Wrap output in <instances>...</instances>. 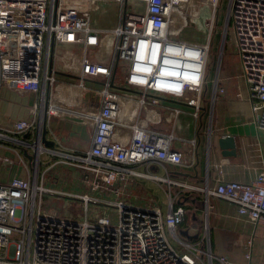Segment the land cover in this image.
<instances>
[{
    "label": "built area",
    "instance_id": "obj_1",
    "mask_svg": "<svg viewBox=\"0 0 264 264\" xmlns=\"http://www.w3.org/2000/svg\"><path fill=\"white\" fill-rule=\"evenodd\" d=\"M220 1L0 0V90L39 95L29 117L0 130V146L14 154L0 152V165L17 168L0 181V264H206L198 243L176 235L182 204L169 198L162 211L119 198L133 176L205 190L233 203L240 217L264 225V171L247 182L226 177L219 166L215 185L204 189L138 168L182 163V152L171 147L172 132L150 128L149 121L156 107L168 108L164 100L197 114L210 79ZM227 1L222 34L230 24L253 118L264 130V0ZM101 8L110 11L108 20L91 26L92 13ZM107 31L113 55L104 64L94 50ZM217 79L212 93L223 91ZM63 112L91 124L87 149L68 148L53 133L45 134L53 146L42 141L48 118ZM46 155L79 172L80 191L45 185L44 173L54 165ZM45 194L65 198L62 210H42ZM101 203L113 207L114 220L113 210L96 207L88 219L90 204ZM216 259L229 263L224 254Z\"/></svg>",
    "mask_w": 264,
    "mask_h": 264
},
{
    "label": "crops",
    "instance_id": "obj_2",
    "mask_svg": "<svg viewBox=\"0 0 264 264\" xmlns=\"http://www.w3.org/2000/svg\"><path fill=\"white\" fill-rule=\"evenodd\" d=\"M225 1L227 0L220 1L218 12ZM204 11L203 17L209 14L208 9L205 8ZM237 65L238 74L229 85L230 93L223 92L226 86L222 83V92L212 93L211 90V93H205V89L197 114L193 107L171 100L162 104L168 105V108L184 105L176 115L168 108H155L154 119L149 121L150 128L165 133L172 132L174 138L171 147L182 152V163L166 164L165 167L151 163L147 166L140 165L139 169H147L151 173L204 189L215 185L219 166L223 168L226 177L247 182L254 179L260 171H264V130L255 124L240 63ZM38 97L35 92L2 88L0 130L11 128L16 119L29 117L30 108L38 101ZM163 117L164 122L170 123L169 126L161 124ZM49 118L45 131L48 137L51 133L55 134L68 148L84 150L90 146L93 129L89 122L84 121L82 125L74 117L54 116L56 122L52 123ZM225 135L234 138L233 154H223V149L218 144V137ZM0 152L14 155L12 150L1 146ZM49 157L50 160L52 157L57 158L54 155H46L45 158ZM16 170L15 166L0 165V181L8 179ZM59 181L63 190L80 191L82 188L76 169H72L68 178L59 177ZM165 186L167 199L171 198L173 205L182 204L185 208L183 220L176 228L177 237L183 241L198 243L206 251V264H221L216 259L221 254L228 257V264H264V225H254L240 217L234 204L227 200L207 194L205 190L189 189L137 176L128 178L119 198L137 205H156L161 208L155 191L164 190ZM167 202L163 211H166Z\"/></svg>",
    "mask_w": 264,
    "mask_h": 264
},
{
    "label": "rangeland",
    "instance_id": "obj_3",
    "mask_svg": "<svg viewBox=\"0 0 264 264\" xmlns=\"http://www.w3.org/2000/svg\"><path fill=\"white\" fill-rule=\"evenodd\" d=\"M227 7V1H225V3H222L220 11L218 13V22H216L217 24V29H215L214 31V36H213V43H212V49L210 51V57L211 60L209 62V65L211 63V72H210V79H208L207 82V88H206V92L205 93H211L212 90V80L214 77V71H215V67H216V63H217V58L221 49V56H220V62L217 65V73H218V84L220 85L221 83L224 84L225 87V91H223L224 93H230L231 89L229 88V85H231L232 82L235 81L236 79V74H238V69L237 67L239 65H237L239 63V57L237 54V51L235 49V44L232 38V34H231V26L230 24H228V26L225 27V37L224 40L221 41V35H222V26L225 22V10ZM108 12H110L108 9H99L96 10L92 13L91 15V21H90V25L91 26H102L103 22L105 20H108ZM203 13H205V11H203ZM115 20L111 19L110 20V26L113 27L115 25ZM113 35L111 34V32L107 31V32H103L101 34V39H100V45L98 47L95 48L94 50V58L104 64H107L110 59L112 58L113 55ZM117 79H120V76L117 75L116 76ZM94 84V83H92ZM224 89V87H223ZM121 92H125L120 90ZM164 103L167 102V100L163 101ZM63 105H65V102H62ZM182 105V104H181ZM180 104H178V108L182 110V107L184 105L181 106ZM173 107V106H172ZM62 116H64L65 118H73L74 116L71 113L68 112H63ZM54 116L51 115L49 118V121L54 123L56 122L55 119L53 118ZM76 118L77 121H80L83 125L84 119L83 118ZM162 119V118H161ZM162 123L165 126L169 124H167L166 122H164V117L162 119ZM151 122V121H150ZM50 124V123H49ZM63 138L65 139L66 137H64L65 135L62 133ZM56 159V160H54ZM53 159V157L51 158V161H54V165L53 167H51L49 170L45 171L44 173V180H45V185L50 186L54 189L60 190V191H68V190H63L61 189V185H60V181H59V177H63V178H68V175H70V172L72 171V169L63 163H60L57 158L55 157ZM43 168V167H41ZM52 183H55V185H52ZM155 195L157 196V201L160 204L162 211L164 210L165 204L167 202V187L165 186L164 190H156L155 191ZM65 201V198H63L60 195H50V194H45L41 200V208L44 211H48L50 209H55V210H62V205ZM77 205V203H76ZM93 207L97 208L100 211H112L113 207L110 205H106V204H99V205H93L90 204V206L88 207V219L92 220L93 217H95V211H92ZM79 208H82V206H79ZM110 215L112 216V220L115 219V212L113 210V212H110ZM178 234V233H177ZM180 235V233H179ZM181 237V236H180ZM170 241L173 245H177V241L175 239V237L171 234L169 235Z\"/></svg>",
    "mask_w": 264,
    "mask_h": 264
},
{
    "label": "water",
    "instance_id": "obj_4",
    "mask_svg": "<svg viewBox=\"0 0 264 264\" xmlns=\"http://www.w3.org/2000/svg\"><path fill=\"white\" fill-rule=\"evenodd\" d=\"M225 26H226V24H225ZM224 37H225V31L222 34L221 41L224 40ZM220 56H221V49H220V52H219V55L217 58V63H216L215 71H214V79L217 76V65L220 62ZM43 121L45 122V120H43ZM44 122H43V125H44ZM45 131H46V128L44 127L43 132H42V138H41L42 141L44 142L45 145L53 146L54 145L53 140L45 137ZM24 136H26V134ZM217 141H218L220 148L223 149V154L230 155V154L234 153L235 145H234L233 136H231V135L220 136V137H218ZM22 153L28 160H30L32 158L31 153H28L26 148H23Z\"/></svg>",
    "mask_w": 264,
    "mask_h": 264
},
{
    "label": "trees",
    "instance_id": "obj_5",
    "mask_svg": "<svg viewBox=\"0 0 264 264\" xmlns=\"http://www.w3.org/2000/svg\"><path fill=\"white\" fill-rule=\"evenodd\" d=\"M212 63V62H211ZM211 63L210 65L208 66V72H209V75H210V72H211ZM2 153V152H1Z\"/></svg>",
    "mask_w": 264,
    "mask_h": 264
}]
</instances>
